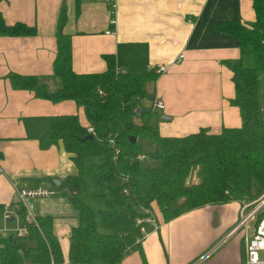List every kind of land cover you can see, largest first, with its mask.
<instances>
[{"label": "crops", "instance_id": "crops-1", "mask_svg": "<svg viewBox=\"0 0 264 264\" xmlns=\"http://www.w3.org/2000/svg\"><path fill=\"white\" fill-rule=\"evenodd\" d=\"M61 6V31L69 35L74 72L104 71L103 55H111L123 72L166 67L157 74L153 94L164 105L155 111L160 110L156 127L162 136H182L199 128L218 133L240 125L237 108L228 102L233 85L227 63L239 58L237 41L212 25L223 20L251 22L254 11L252 0H0L5 24L35 29L27 36L0 35V230L9 232L16 226L14 219L5 221L2 216L13 181L20 187L49 190V196L32 199V213L52 217V232L66 253L76 219L64 178L73 172V163L59 144L40 148L38 139L45 135L48 121L59 115L74 114L84 127L89 123L72 100L37 98L29 90L11 88L8 81L12 73L47 77L46 81L52 77ZM240 205L236 200L205 204L166 221L154 205L156 225L144 224L139 248L118 264H189L236 223ZM197 264H243L241 233L223 240Z\"/></svg>", "mask_w": 264, "mask_h": 264}, {"label": "trees", "instance_id": "trees-1", "mask_svg": "<svg viewBox=\"0 0 264 264\" xmlns=\"http://www.w3.org/2000/svg\"><path fill=\"white\" fill-rule=\"evenodd\" d=\"M252 9L251 22L223 20L212 25L233 36L239 51L238 60L227 67L233 85L228 102L237 108L240 125L218 133L199 128L182 136L159 135L158 118L150 108L157 77L153 69L123 72L115 68L111 55H103L104 71L74 72L69 35L61 31L64 6L54 33L51 76L58 84L49 90L47 77L8 75L13 89L29 90L52 102L72 100L94 130L91 138L83 139L86 127L76 115H59L48 121L45 135L38 139L40 148L59 144L73 163L64 187L76 223L69 230L65 262L118 264L139 248L142 220L154 205L166 221L205 204L249 201L264 190V105L259 86V75L264 74V0H252ZM34 32L33 26L23 23L7 25L0 16V35ZM139 109L143 110L138 113ZM139 139L152 147L143 149ZM137 154L151 163L136 159ZM193 173L196 181L188 182ZM16 214L23 222L24 209ZM35 221L21 237L11 232L0 235V264L65 263L52 232V217L35 216Z\"/></svg>", "mask_w": 264, "mask_h": 264}, {"label": "built area", "instance_id": "built-area-1", "mask_svg": "<svg viewBox=\"0 0 264 264\" xmlns=\"http://www.w3.org/2000/svg\"><path fill=\"white\" fill-rule=\"evenodd\" d=\"M111 2V0H106ZM110 23L113 24L114 20L111 19ZM105 33H110V31H105ZM182 57L181 54L178 55L175 62H177ZM118 68V66H115ZM166 67L161 64L153 69L154 73L165 71ZM120 70V69H119ZM100 95L102 91L97 89ZM164 105L162 101L153 98L150 102V108L153 111L156 109H163ZM261 118L264 120V110H261ZM87 134L94 135V130L91 126H87L85 129ZM142 154H137L136 159H141ZM13 193L10 202L6 203L3 208V219L5 221L14 219L16 221V226L14 227L11 234L17 237H21L27 232V225H36L35 215L32 213V199L35 197H46L52 192L43 188H24L20 187L16 181L12 183ZM241 205L239 209V216L236 221L224 234L223 238L218 241L213 247H211L206 253H204L198 259L192 261L189 264H197L204 257H206L212 250L219 245L223 240L229 236L240 232L243 240V264H264V190L259 193L255 198L251 200H241ZM24 209V221L21 222L17 217L16 211L20 208ZM147 216L142 220L143 224L140 226V231L144 232V224L152 223L154 226L157 223V218L154 211L147 210ZM4 229L0 230V235H6L7 233ZM64 264H69L65 262Z\"/></svg>", "mask_w": 264, "mask_h": 264}, {"label": "rangeland", "instance_id": "rangeland-1", "mask_svg": "<svg viewBox=\"0 0 264 264\" xmlns=\"http://www.w3.org/2000/svg\"><path fill=\"white\" fill-rule=\"evenodd\" d=\"M244 61L248 64L249 62H250V58H246V59H244ZM52 79V80H51ZM259 79H260V83H259V86H260V104L261 105H264V74H260L259 75ZM45 82H47V84H46V88L47 89H49V90H51V89H53V87H51L50 86V84H52V85H56V84H58V80L55 78H53V77H51L48 81H46L45 80ZM160 110H158L157 112H156V117L157 118H159V116H160ZM144 142L145 143H147L146 141H144L143 139H139L138 140V144H139V146H141L143 149H148V147H149V144L147 143V144H144ZM149 159H146V161H145V163H148L147 161H148ZM150 161V160H149ZM144 163V162H143ZM187 181L188 182H192V181H196V176H195V174L193 173V174H191L189 177H188V179H187ZM55 188H62V184L61 185H59V186H55ZM9 234V233H8ZM60 248H61V251H62V257H63V261L65 262V261H67V255H66V253H65V251H64V248L61 246V243H60Z\"/></svg>", "mask_w": 264, "mask_h": 264}, {"label": "water", "instance_id": "water-1", "mask_svg": "<svg viewBox=\"0 0 264 264\" xmlns=\"http://www.w3.org/2000/svg\"><path fill=\"white\" fill-rule=\"evenodd\" d=\"M263 43H264V41H263ZM140 110H143V109H139V111H137V112L139 113ZM160 118H165V116H161ZM91 137H92L91 134H86L85 136H83V139L91 138ZM133 140H134L133 138L132 139L130 138V141H133ZM54 182L57 184V181H54ZM65 192L68 193L67 190H65Z\"/></svg>", "mask_w": 264, "mask_h": 264}]
</instances>
